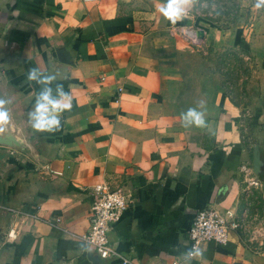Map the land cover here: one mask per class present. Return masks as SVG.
Segmentation results:
<instances>
[{
	"label": "crops",
	"instance_id": "0c3cea01",
	"mask_svg": "<svg viewBox=\"0 0 264 264\" xmlns=\"http://www.w3.org/2000/svg\"><path fill=\"white\" fill-rule=\"evenodd\" d=\"M255 2L233 31L177 22L202 31L194 47L168 34L157 11L164 0H0V98L26 145H0V264L172 261L187 250L198 209L237 211L239 167L251 165L255 142L264 156V8ZM202 44L248 50L258 81L246 104L201 70L200 53L188 56ZM30 68L55 74L70 94L59 131L37 133L28 122L39 91L26 81ZM189 108L204 114V127L182 126ZM102 182L128 197L105 258L77 237ZM201 251L188 264H264V241L238 231Z\"/></svg>",
	"mask_w": 264,
	"mask_h": 264
},
{
	"label": "rangeland",
	"instance_id": "374dc122",
	"mask_svg": "<svg viewBox=\"0 0 264 264\" xmlns=\"http://www.w3.org/2000/svg\"><path fill=\"white\" fill-rule=\"evenodd\" d=\"M251 0H194L188 19L192 25L205 27L216 26L223 32L233 31L244 18ZM196 53H200L205 61L202 71L217 73L221 86L229 94L231 100L241 105L247 103V91L251 89V81H258V72H253L252 61L246 48L211 47L202 44ZM241 200L237 214L241 218L238 230L250 243L264 241V186L251 178L249 174L240 172Z\"/></svg>",
	"mask_w": 264,
	"mask_h": 264
},
{
	"label": "built area",
	"instance_id": "2783aa9c",
	"mask_svg": "<svg viewBox=\"0 0 264 264\" xmlns=\"http://www.w3.org/2000/svg\"><path fill=\"white\" fill-rule=\"evenodd\" d=\"M187 16L189 13L185 17ZM167 30L170 36L178 37L191 46L197 47L201 44L202 31L195 26L181 23L169 24ZM239 170L249 174L251 178H255L251 172L250 164H242ZM255 181L257 180L255 179ZM92 192L93 199L88 207V227L77 237L83 246L92 249L100 258L113 256L114 249L107 234L126 209L128 197L120 189L109 188L105 182L95 184L92 187ZM241 221L236 211L226 209L220 212L211 204L203 206L195 212L186 229L187 250L184 253L193 246L202 250L207 242L226 243L228 232L238 231L242 226ZM184 253L172 261L158 256L151 264H188L189 258Z\"/></svg>",
	"mask_w": 264,
	"mask_h": 264
},
{
	"label": "clouds",
	"instance_id": "9594fccd",
	"mask_svg": "<svg viewBox=\"0 0 264 264\" xmlns=\"http://www.w3.org/2000/svg\"><path fill=\"white\" fill-rule=\"evenodd\" d=\"M193 3L194 0H164V3L159 4L157 11L166 22L175 25L189 13ZM254 8H264V0H256ZM26 81L39 86L33 108L28 113L30 126L37 133L59 131L61 115L72 108L70 94L64 91L62 83H55V74L41 72L38 68L28 70ZM53 85L55 86L53 87ZM54 91L55 95H53ZM9 103V100L0 98V133L5 131L10 121V115L6 107ZM180 119L183 127L202 128L205 126L204 114L195 108H189L181 115ZM184 255L191 260L202 257L203 253L193 246Z\"/></svg>",
	"mask_w": 264,
	"mask_h": 264
},
{
	"label": "water",
	"instance_id": "95a60500",
	"mask_svg": "<svg viewBox=\"0 0 264 264\" xmlns=\"http://www.w3.org/2000/svg\"><path fill=\"white\" fill-rule=\"evenodd\" d=\"M0 145L26 150L25 143L16 135V131L9 126L6 127L3 133H0ZM262 154V149L255 142L252 145L251 172L261 184L264 183V156Z\"/></svg>",
	"mask_w": 264,
	"mask_h": 264
}]
</instances>
